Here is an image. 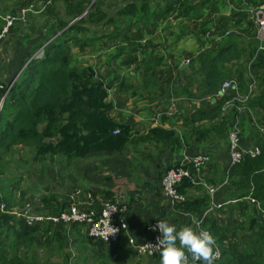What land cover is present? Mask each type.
I'll return each instance as SVG.
<instances>
[{
	"label": "trees",
	"instance_id": "1",
	"mask_svg": "<svg viewBox=\"0 0 264 264\" xmlns=\"http://www.w3.org/2000/svg\"><path fill=\"white\" fill-rule=\"evenodd\" d=\"M14 1L16 5L1 8V11L18 16L21 9L37 5L47 17L41 23L42 36L34 44L35 46L42 39V54L35 56L33 47L26 54L25 66L18 79L12 83H5L0 79V101L3 98L0 107V203L6 206L4 211H0V264H38L29 259V253L20 255V249L31 250L38 244L53 252L80 242H84L81 250L86 251L87 246L98 253L94 258L96 264H106L108 260H112L125 230L116 243L107 244L88 236L85 231L83 233L84 226L78 223L43 220L28 224L23 217L17 215L14 210H18L26 201L30 202L33 210L37 211V207L31 197L25 198V192L19 187V179L13 176L11 166L14 162V168H17L25 149L33 151L32 161L43 163L55 155H62L65 160L70 161L99 154L123 153L127 145L135 140L152 141L165 147L181 146V137L176 130L160 125L150 127L145 134L132 139L133 133L138 132L133 131L130 124L115 120L111 115L113 104L107 97L108 90L114 86L121 93L128 86L133 89V93L140 89L139 94L147 96L149 100L162 101L166 98L165 103H171L176 99L178 107L181 102L188 103L186 111L182 113L185 138L193 135L195 143L202 144L205 149L212 145L211 155L209 151H205L210 155L202 175L205 184L217 187L214 193L219 192L225 196L222 202H218L221 204L220 208L227 202L226 205L231 204L230 211L234 208L236 210H233L236 222L230 226L231 229L212 217V212L203 218L202 226L211 232L221 252L214 264H264V144L259 129L252 130L244 120L249 119L251 113L256 116L264 114V41L263 48H259L251 19L244 22L243 12L239 11L231 18L220 20V24L213 23L209 26L208 19H201L205 11L201 8L208 3L213 5L215 0H167L161 7L159 0L127 1L113 10L98 6V0ZM57 1L62 5V14L56 11ZM242 1L237 0L238 4ZM244 2L249 7H255L264 3V0ZM170 16L178 21L177 24L168 25L170 32L174 33V41L190 31L204 47L198 56L191 52L194 58L187 67L178 68L179 76L177 74L173 77L175 69L170 76L163 77L168 74L176 59L168 60L166 55L159 52L151 53V50L160 48L159 43L152 40L141 45L142 58L137 61L133 70L134 75L140 76L139 84L132 81L134 75L107 78L92 64L73 61L72 46L85 53L87 49L94 51L97 47L108 48L109 44L115 43L116 53L109 54L107 62L116 63L119 55L127 63L134 62L131 59H136V56L128 58L124 53L123 43L130 44V48L137 51L136 42L142 37L139 24L153 25L156 19ZM199 19L201 20L197 21ZM124 20L125 25L122 23ZM19 22H26V19L13 21L7 27V32L20 28L24 30L17 24ZM184 22L193 27L189 28ZM97 24H102L103 28H92V25ZM5 25L6 22H0V34ZM28 28L32 37L36 28ZM133 29L135 32L132 33ZM205 32L209 39L205 40ZM235 75L241 94L248 92L250 84H254V87L246 102H238L242 106L240 112L234 106L223 111L224 101L232 97L235 91L229 90L214 102L212 98H215L221 83ZM243 75L246 79L242 80ZM198 100L204 101L196 105L195 101ZM236 118H239L238 125L241 129L240 145L245 147L252 143V146L259 147L260 152L254 156L246 153L239 163L230 165L228 134ZM261 126L264 127V123ZM54 138L57 140L53 141ZM219 152L228 156L225 166H220L215 160ZM174 164L164 167L160 172L159 182L161 175ZM219 185L221 186L218 188ZM15 191H19L16 198ZM177 191L185 194L186 199L177 202L175 207L197 215L198 218L211 204V197L213 198L203 185L193 184L186 177L182 178ZM40 197L47 207L43 214H58L68 206L67 201L61 202L56 197L54 201L49 200L45 194ZM250 198H254L256 203H251ZM113 200L109 197L106 201ZM238 216L243 220H237ZM153 219L162 217L150 220ZM245 226L247 234L241 235L239 241L232 234L229 236L228 230L242 231ZM141 232L146 234L144 229ZM75 234H83L84 238ZM106 248H110V251L107 252ZM86 257L87 254H79L76 260L85 262ZM64 258V263L67 264L68 257L65 255Z\"/></svg>",
	"mask_w": 264,
	"mask_h": 264
},
{
	"label": "crops",
	"instance_id": "2",
	"mask_svg": "<svg viewBox=\"0 0 264 264\" xmlns=\"http://www.w3.org/2000/svg\"><path fill=\"white\" fill-rule=\"evenodd\" d=\"M159 1L161 2L160 7L167 2V0ZM232 1L233 0H231V2ZM124 2L127 1L124 0L123 3ZM236 2L237 0H234L232 3ZM245 2L244 0L241 2V9H237L236 6L233 7L232 4H229V9L231 8L234 10H231L227 17L231 18L236 12L242 11V16L245 17L244 22L250 19L249 9L252 7L245 5L247 3ZM213 4H215L216 7L208 3L201 8V10L208 12L205 13L208 16V22L215 21L213 17L218 15L217 9L220 8L217 0H215ZM244 5L245 7H243ZM98 6L109 9H114L116 7L112 2L103 0L100 2L98 0ZM222 17L225 18L226 15ZM220 20L223 19L217 20L216 23L220 24ZM183 24H186L189 28L193 27V25L186 22ZM241 32L243 31L241 30ZM156 33L157 31L146 32L144 29H141V34L143 36L136 42L138 50H131L129 49L130 44L123 43L125 47L124 53H129L128 55L130 56H136V59L140 56L141 59V54H143L141 45H144L145 42L149 40L147 37H157L158 34L156 35ZM166 34L167 33H161L160 41L166 39ZM172 35H174V33H172ZM39 36H42V33ZM33 37L34 36H28L21 28L2 37L0 42V79L3 82L8 83L11 81L12 83L18 79L19 74L25 66L24 60L27 56L26 54L35 44L30 42V39H33ZM185 38H188L186 34L181 39L183 40ZM115 45L117 44L111 43L108 48L97 47V49L91 51V55L94 57L99 56L101 53L105 55L115 54ZM73 49L74 48H71V51ZM77 52H79L78 49ZM155 52L167 55L161 47L155 49ZM79 55L84 56L86 52H81ZM73 56L78 60V55L73 54ZM167 59L169 60V58ZM95 69L97 70L96 67ZM114 76L115 75H113V77ZM234 81L237 86H239L237 80ZM139 92L140 89H138L136 93H133V89L129 88V86L125 89V92L122 93L119 92L115 86L109 89L107 99L113 104V109L111 111L113 118L123 123L130 124L133 131L138 132V134L133 133L131 136L132 139L135 138L134 136L145 134L150 127L156 125H160L163 128L172 127L176 130L177 135L181 137V146L165 147L159 146L152 141L135 140L127 145L123 153L99 154L88 158H76L70 161L64 158L53 157L48 158L43 163L32 161L33 151L25 149L28 158L26 163H24L25 159H22L21 165L23 168L28 165L26 167L27 173L20 174L19 178H16L19 179L20 189L25 192V198L26 196H31L33 204L37 207L36 209L39 213H46V211L44 212L43 210H47V207L42 197H40L41 195L38 193L40 190H34L35 187L32 189L30 185L34 178H37L38 183L42 184L41 189L44 190L42 192L45 193V196H48L49 200L54 201V197H56L61 202L67 201L68 206L73 202L80 207H98L102 202L108 200L109 197L120 201L126 208L124 218L127 220V228L122 241H118V250L112 256V260H108L106 264H159V255L154 257L137 256L128 243V236L133 235L139 240L144 239L145 236L142 234L141 230H143L144 225L150 219L157 216L162 217V220H167L169 223L175 224L178 228L182 226L193 227V222L198 218L197 215L182 211L175 207V204L172 205L169 199L161 193L159 175L164 167L178 162L183 150L191 154L205 147H203L202 144L197 145L193 135H189L185 138L183 134V118L175 115L173 118H170V120L164 121L163 117H168L165 114L168 109H170V102L164 104L165 98L162 101L158 99L149 100L147 96L141 95ZM202 101L204 100H198L195 101V103L199 105ZM186 106H188V103L185 101L180 103L182 112H184ZM177 114L179 113L177 112ZM211 146L212 145H209L208 147L210 148ZM251 146L252 143L243 147L249 148ZM209 151L211 152V148ZM22 155L25 154L21 153V156ZM215 158L220 166H225L228 163V156L224 152H219ZM35 163L39 164V168H42V173L44 175H36V177H34L30 173L29 170H32L31 165ZM57 164H59L60 168L55 170V168L59 167ZM11 167H15V164ZM24 182L25 184H23ZM77 189L80 190V194L75 195ZM87 193L92 195L91 201H87ZM192 193L196 192L192 191ZM18 196L19 191L15 193V198ZM224 197L222 193L216 192L213 194L212 199L214 203H218L222 202ZM226 203L227 202L223 203L224 205L221 208H213L210 215L217 218L224 226L231 229L230 226L235 224L236 218L235 215L232 214L234 209L226 215L228 209H231V204L225 207ZM244 231L245 229L242 231L228 230V234L229 236L232 234L234 239L239 241V237L244 234ZM75 246L81 249L82 246H84V242L77 243ZM86 248V251H90L92 258L97 257L98 253H96L95 249L87 246ZM108 251H110V248L107 249V252ZM90 263L96 264L97 262L93 261Z\"/></svg>",
	"mask_w": 264,
	"mask_h": 264
},
{
	"label": "built area",
	"instance_id": "3",
	"mask_svg": "<svg viewBox=\"0 0 264 264\" xmlns=\"http://www.w3.org/2000/svg\"><path fill=\"white\" fill-rule=\"evenodd\" d=\"M31 6L28 8L22 9L18 16L8 15L6 17V25L3 28L2 33L0 34V39L3 34L7 31V27L13 23L15 20H23L24 12L31 10ZM249 16L254 25L256 31V38L259 40V48H263L262 42L264 41V3L252 7L249 9ZM41 51L35 56H40ZM191 58H184L181 63L183 66H188L190 64ZM254 84H250L248 92L246 94H241L236 82L233 79H226L221 83V86L216 91L215 100L220 98L228 93L229 90H234L235 94L232 97L226 99L222 105V110H226L229 107L234 106L238 112L242 110V106L238 105V102H246L250 92L253 90ZM239 118H236L233 126L228 134L229 139V164L234 165L239 163L242 160L243 156L246 153H249L251 156H254L260 152L258 146L253 145L249 149H245L240 145V132L241 129L238 125ZM262 142L264 144V127L260 126L259 128ZM210 160V155L208 152L202 151L194 154H189L184 150L181 152V157L178 160V163L174 164L168 168L160 178V190L161 193L169 199L172 205L177 202H182L186 199L185 194L179 193L177 191V186L180 184L182 178H189L193 184L203 185L208 190V193L213 196L217 187H210L205 184V180L202 175L204 174V168ZM225 182H223L224 184ZM221 185L218 186V188ZM80 194V190L75 191V195ZM87 201L92 200V195L90 193L86 194ZM251 203H256L254 198H250ZM258 205V204H257ZM221 204L214 203V200L211 197V204L204 211L200 218L195 219L193 222V228L204 229L209 231L207 228L202 226L203 218L211 212L215 207H220ZM6 206L4 203H0V211H4ZM125 206L118 200L105 201L98 207H80L73 202L67 206L66 209L60 211L58 214H43L33 210L29 201L23 203V205L17 210H14L17 215L24 218L25 222L28 224H34L36 222H41L43 220H49L54 223H78L84 226L85 232L88 236L98 239L100 241L106 242L107 244L116 243L123 232L127 228V222H125L124 212ZM264 213V210H262ZM158 220L162 219H153L148 221L144 225V239H137L133 235L128 236V243L134 250L137 256H149L154 257L158 256L159 252H154L152 250L151 244L154 243L156 237L159 235L158 231H152L151 226L155 225ZM116 230V231H115ZM115 231L114 233H112ZM210 232V231H209ZM211 233V232H210ZM215 251L218 252V258L221 255L220 249L215 244ZM216 259V260H217ZM200 264V262H198Z\"/></svg>",
	"mask_w": 264,
	"mask_h": 264
},
{
	"label": "rangeland",
	"instance_id": "4",
	"mask_svg": "<svg viewBox=\"0 0 264 264\" xmlns=\"http://www.w3.org/2000/svg\"><path fill=\"white\" fill-rule=\"evenodd\" d=\"M100 1L101 0H99V2ZM103 1L112 2L116 6H119L120 4L123 3L124 0H103ZM126 1H128V0H126ZM131 1H138V0H131ZM217 1H218V5H219V7L221 9L220 8L217 9V14L218 15L216 17L215 16L213 17V19H215V21L214 22L211 21L209 26H211L213 23H216L217 20L223 19L222 16H225V15H226V17L229 16L228 14H230L231 10H234V9H231V8L229 9V4H232L233 7L236 6L237 9H241L242 8L241 7V3H239V4L237 2L236 3H232L234 0L232 2H231V0H217ZM14 5H16V2L14 0H0V22H4L5 23L6 22V17L10 14L8 11L5 12V10H4V13H3L1 11V8H4L6 6L10 7V6H14ZM55 5H56V11L58 13L62 14V5H61V3L57 1L55 3ZM213 6L216 7L215 4H213ZM38 7L39 6L36 5V7H32L31 10H28V11L24 12L22 21H24L26 19V22L17 23L21 27L24 28V31L28 34V36H31V32H30L28 27H35L36 28V32L33 35L34 36L33 39L32 38L30 39V42H32L33 44L38 40V37L41 34V23L44 22L45 18L47 17V14L43 13V11L40 9L41 7H39V8ZM21 10L19 11L18 15L20 14ZM205 13H208V12L204 11L203 16H202V20H207L208 19V16ZM155 22L156 23L153 24V25L139 24L138 28H139L140 32H141V29H144L146 32L157 31V33H156V35L158 34L157 37L154 36V37H147V38L149 40H152L153 42H155L157 44L159 43V46L164 50V52L167 53L166 56L170 60L173 59V58L176 59L175 61L173 60V67L170 68V71L168 72V74H166L163 77L166 78L167 75L170 76L175 69H176V71L173 72V77L175 75H177V74L179 76L180 75V73H179L180 71H179L178 68L183 66L182 63H181V60L184 59V58H187V57L191 58V60H192L194 57L191 55V52H194L195 54L197 53L196 56H198V54L203 50L204 47L198 42V37H196L190 31L187 32V34H186L188 36V38H185L183 40L179 39V40L174 41L175 36L172 35V33L170 32V28H168V25L175 24V23L177 24L178 23V21L173 16L167 17L165 19H156ZM122 23L125 25V20ZM95 27H99V29L103 28L102 24L92 25V28H95ZM224 28H225V26H224ZM131 32L133 33V32H135V30L133 29V30H131ZM161 33H167L166 34V39L164 41H160L161 40ZM8 34L9 33L6 31L5 35H8ZM202 36L203 35H200V37H202ZM40 38H41V36H40ZM204 38H205V40L209 39V38H207L206 32H205V37ZM41 42H42V39L35 46H33L35 54H37L38 52L41 51V47H40V45L42 44ZM146 43L147 42H145V44ZM71 48H74L72 50V54L78 55V60H76L75 57L73 56V61L75 63H80V62L85 63L86 62V63L92 64L93 66H95L97 68V70L103 76H106L107 78H115V77H121V76H126V75H134L135 72L133 70H134L135 66L138 64L137 61L140 59V56H138L137 57L138 60L137 59H131V60H134V62L131 61V63H127L125 58L122 55L121 56L119 55L117 57V62L116 63H113V62L112 63H108L107 62V59H108L107 56L108 55H105V54L101 53L99 56H94L93 57L91 55V50L87 49L86 55L82 56V55H79L81 52L80 51L77 52V49H76L75 46H72ZM129 49L136 51V49L130 48V46H129ZM154 52H155V50H151V53H154ZM126 54H127L128 58H129L130 57V55H128L129 53H126ZM141 57H142V54H141ZM247 64H248V62H247ZM113 74L115 75L114 77H113ZM140 74H141V71H140ZM231 74H234V73L231 71ZM230 78L234 79V80H237L236 79L237 75H235L234 77H232V76L230 77L229 76L226 79H230ZM243 79H246L245 75L242 76V80ZM132 81L134 83H138L139 84L140 81H141L140 80V76L134 75L133 78H132ZM2 101H3V98L0 101V107H1ZM165 101H166V98L164 100V104H165ZM177 102L178 101L176 99H173L171 101V103L169 105L170 109H168L167 113L165 114L168 117L164 118V121L170 120V118H173L175 115L177 117L179 116V117L182 118V113H183L181 111L182 107H178ZM177 112L179 114H177ZM261 118H262V120H261ZM263 118H264V114H262V115L258 114L256 116L254 113H251V117L249 119L246 118L244 120L248 122V126H251L253 128L252 130L258 131V128L264 123ZM184 119H185V117H184ZM183 122H184V120H183ZM246 149H249V148L247 147ZM206 150L209 151L208 148L207 149L202 148L201 150H198L197 152H202V151H206ZM24 154L25 155H22V156L19 155L20 156V158H19V163L20 164H22V158L25 159V160H27V158H28V155L26 153H24ZM210 155H211V152H210ZM16 157H17V155L14 156V158H16ZM53 157L54 158H64L65 159V157L62 156V155H55ZM12 165H14V162H12ZM27 166H25V168H23V166H20L18 168H14L13 167V170H14L13 176H15V178H19L20 174H24V173L26 174L27 173V168H26ZM31 166H32V170H29V171L34 177H36V175L37 176L44 175L42 173V168L41 167L39 168V164L35 163L34 165L32 164ZM57 166H59V164H57ZM59 168H60V166L58 168H55V170H58ZM23 184H25V182ZM30 185L32 186V189H33V187H35L34 190H40L38 192L40 195L45 194V193L42 192V191H44V190L41 189V185L42 184L38 183L37 178H34L33 182ZM30 197L31 196H26V198H30ZM225 207H228V205H225ZM229 212H231L230 209H228V212H227L226 215H228ZM234 212H236L235 208H234ZM233 215H235V213ZM236 217H237V215H236ZM237 220H241L242 221L243 219L240 216H238ZM66 227H68V226H66ZM81 227L79 229H81ZM72 228H74V227H72ZM244 229H246V226L244 227ZM82 231L84 233V231H85L84 227H82ZM244 234H247L246 230L244 231ZM75 236H79V237L84 238L83 234H75ZM71 238H73V237H71ZM122 238H123V236H121V238L119 239V242L122 241ZM64 250H65L66 253L64 252ZM67 250H69V251H67ZM26 253H29V259L33 260L34 262H36L38 264H65L64 263V261H65L64 256L65 255L68 257V263L67 264H91L90 262H93L95 260L94 258L91 257V255H89L90 251H88V250L87 251H83L78 246H75L73 244L71 246L67 247V249L53 250V252H50L45 247H43L41 245H38V244L34 245L31 250H26L25 251L23 249H20V255H24ZM79 254L80 255H84V256H86V254H87L85 262H79V261L76 260V256L79 255Z\"/></svg>",
	"mask_w": 264,
	"mask_h": 264
},
{
	"label": "clouds",
	"instance_id": "5",
	"mask_svg": "<svg viewBox=\"0 0 264 264\" xmlns=\"http://www.w3.org/2000/svg\"><path fill=\"white\" fill-rule=\"evenodd\" d=\"M151 230L159 232L155 242L150 243L152 250L159 252V264H214L218 258L215 238L207 230L178 228L167 220H158Z\"/></svg>",
	"mask_w": 264,
	"mask_h": 264
},
{
	"label": "water",
	"instance_id": "6",
	"mask_svg": "<svg viewBox=\"0 0 264 264\" xmlns=\"http://www.w3.org/2000/svg\"><path fill=\"white\" fill-rule=\"evenodd\" d=\"M212 101L214 102L215 101V98H212ZM86 133H87V130L84 131V134H86ZM56 140H57L56 138L53 139V141H56Z\"/></svg>",
	"mask_w": 264,
	"mask_h": 264
}]
</instances>
